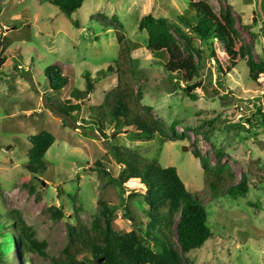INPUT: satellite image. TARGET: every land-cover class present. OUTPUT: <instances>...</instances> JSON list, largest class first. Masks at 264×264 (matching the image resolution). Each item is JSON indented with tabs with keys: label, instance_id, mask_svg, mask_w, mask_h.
<instances>
[{
	"label": "rangeland",
	"instance_id": "rangeland-1",
	"mask_svg": "<svg viewBox=\"0 0 264 264\" xmlns=\"http://www.w3.org/2000/svg\"><path fill=\"white\" fill-rule=\"evenodd\" d=\"M50 1L0 0V60L5 59L0 62V213L20 211L36 239L47 242L49 257L58 256L66 246L67 225H75L76 216L90 225L99 201L116 211L115 231L125 234L134 229L124 216L125 208L145 230L149 207L144 186L132 179L121 187L111 174L121 171L120 153L128 149L144 161L158 159L161 167L176 168L186 189L206 205L212 237L188 255L193 264H264V125L250 127L245 121L259 109L264 113V0H85L71 17ZM189 3L211 7L220 24V12L231 13L237 34L232 47L238 54L230 73H217L209 50L181 23ZM146 15L169 21L185 57L193 55L197 63L193 48L202 54L199 78L187 85L180 62L148 50L147 34L138 30ZM119 36L130 42V58L137 66L134 88L143 90L141 103L151 108L166 131L174 125L175 132L187 135L185 141L132 139L127 131L116 129L109 116L105 128L109 138L103 139L96 128L82 124L81 115L68 118L51 111L53 102H79L76 93L84 90L85 72L96 81L94 92L83 99L88 106H99L118 86ZM49 66L59 67L69 78L65 90H49L45 76ZM170 80L177 82L175 86ZM194 85L199 86L196 100L189 96L191 89L182 90ZM42 132L53 134L56 141L45 156L47 171L34 176L26 169L28 137ZM214 148L222 151L220 157ZM193 150L208 156L218 169L227 166L235 177L228 185L246 176L248 194L237 200L213 195ZM97 161L110 169L100 171ZM162 214H167L166 208ZM171 233L174 237V229ZM12 235L16 237V232ZM6 259L7 264H52L35 251H24L15 239Z\"/></svg>",
	"mask_w": 264,
	"mask_h": 264
},
{
	"label": "trees",
	"instance_id": "trees-1",
	"mask_svg": "<svg viewBox=\"0 0 264 264\" xmlns=\"http://www.w3.org/2000/svg\"><path fill=\"white\" fill-rule=\"evenodd\" d=\"M84 2L85 0L50 1L67 17L77 12ZM220 17L223 24L218 22L211 7L208 9L203 5L197 7L189 3L179 19L186 31L198 37L209 50V55L215 59L217 73L226 75L236 66L233 58L238 52L232 47V42L237 34L231 13L228 10L221 11ZM171 28L172 25L166 18L157 19L151 15L142 17L138 25L139 32L147 34L146 44L150 52L161 54L169 62L181 63L182 80L188 85L200 77L202 54L192 47L199 61L194 62L193 55L185 57ZM174 30L188 40L181 29L175 27ZM118 44L117 70L121 80L115 89L104 95L102 103L95 107L83 103V99L94 92L96 84L90 73L85 72L84 90L76 93L79 102H53L51 111L68 118L76 116L75 113L77 116L81 115L82 124L96 128L103 139L109 138L105 134L106 117L109 116V122L116 129L127 131L132 139L152 140L159 137L162 144L185 141L187 135L175 132L174 125L166 131L162 123L152 116L151 108L141 103L143 90L141 86L137 90L134 88L137 66L130 58V42L119 36ZM242 49L241 47L239 50L241 56ZM219 53L225 55L226 59L222 61ZM4 60H0L1 64ZM250 62L254 64L252 59ZM108 70L113 71L114 68L109 67ZM100 75L103 77L104 72L100 71ZM45 76L51 92H61L70 83L69 78L57 66L47 67ZM170 82L172 86L177 83L172 80ZM188 88L193 92L189 94L190 98L196 100L199 86L184 87L182 90L186 91ZM245 121L250 127L258 123L264 125V113L259 109ZM55 141V136L49 132L28 137L31 148L27 155L26 169L34 176L47 171L45 156ZM214 152L219 157L222 155L219 149L214 148ZM192 153L200 160L213 195L217 197L226 194L237 200L248 194L246 176L243 175L238 184L228 185L234 183L235 177L229 173L227 166L218 169L211 164L208 156H202L198 150H193ZM120 157L123 168L118 174L115 170L111 174L121 187L132 179L139 180L144 186L143 197L149 207V223L145 230L138 227L128 208H125L124 216L133 224L134 229L125 234L115 231L113 220L116 211L104 201H99V210L90 225H85L76 216L75 225H67L66 246L58 256L49 257L47 242L36 239V232L27 225L20 211L13 210L5 216L0 213V264H7L6 258L14 239L24 251H35L41 257L50 258L52 264H193L188 255L201 249L212 237L211 229L207 226V207L202 199L186 189L176 168H163L158 159L144 161L139 153L128 149L121 150ZM96 165L100 171L110 169L102 161H97ZM165 208L166 215L162 214V209ZM61 216L62 212L58 211V218ZM172 229L175 231L174 237L171 235ZM13 232H16V237L12 235Z\"/></svg>",
	"mask_w": 264,
	"mask_h": 264
},
{
	"label": "water",
	"instance_id": "water-1",
	"mask_svg": "<svg viewBox=\"0 0 264 264\" xmlns=\"http://www.w3.org/2000/svg\"><path fill=\"white\" fill-rule=\"evenodd\" d=\"M183 150H184V151H187V150H188V148H187V147H184V148H183Z\"/></svg>",
	"mask_w": 264,
	"mask_h": 264
}]
</instances>
